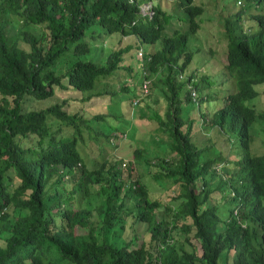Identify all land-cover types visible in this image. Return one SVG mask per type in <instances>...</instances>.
<instances>
[{"label": "trees", "instance_id": "16d2710c", "mask_svg": "<svg viewBox=\"0 0 264 264\" xmlns=\"http://www.w3.org/2000/svg\"><path fill=\"white\" fill-rule=\"evenodd\" d=\"M169 1L0 0V264H264V139L251 132L264 112L250 103L264 95V0H213L221 3L225 60L222 72L199 77L183 71L203 6ZM123 36L131 40L115 46ZM106 39L112 44L95 60L92 46ZM119 69L134 84L120 81L122 92L106 102L109 113L67 111L65 97L28 106L32 98L57 96L56 86L86 90ZM225 78L233 88L220 92ZM150 92L163 109L145 103ZM124 97L131 108L144 102L133 115L155 129L142 147L130 145L131 156L88 166L81 125L99 122L100 133L112 137L101 123L117 120L114 108ZM194 108L202 144L193 138ZM208 135L212 152L200 157ZM135 164L158 187L172 185L176 201L161 211L147 183L129 177ZM126 226L131 230L116 243Z\"/></svg>", "mask_w": 264, "mask_h": 264}, {"label": "rangeland", "instance_id": "374dc122", "mask_svg": "<svg viewBox=\"0 0 264 264\" xmlns=\"http://www.w3.org/2000/svg\"><path fill=\"white\" fill-rule=\"evenodd\" d=\"M227 2L231 0H226ZM173 4L174 0H170L169 4ZM197 4H201L203 6V11L201 17L203 18L200 22L199 27L196 29L194 34H190L188 36V44L193 49L191 60L186 65V68L183 71V75L190 70H195L196 77H199L202 73H220L223 70V64L222 62L225 60L224 58V49H225V39L222 37V33L220 29L222 28V22L218 19L220 17V2L216 3L213 0H194ZM168 4V3H167ZM149 2H144L141 4V10L147 11ZM177 18V17H174ZM180 22L178 25L180 26V23H185L183 18V13L181 15ZM199 18V17H198ZM174 22V21H173ZM251 23L250 20L246 19L242 26L244 28H248L247 26ZM96 40L100 41V38L97 37ZM131 37L129 36H123L115 44H122L126 43L127 41H130ZM113 41H116L115 39ZM112 44L111 41H108L106 39L105 46L102 44L101 46H92L90 54H92V57L98 61L103 60V56L106 53V46H110ZM139 46L143 48V50H148L150 48V45L147 43H139ZM101 48V49H99ZM98 52V55L96 56L94 53ZM89 54V55H90ZM102 56H101V55ZM100 56V57H99ZM201 73V74H200ZM123 70L119 69L116 71V74L104 78L101 80V82L95 83V85L92 88L86 89V90H77L72 87L67 88H60L55 87V93L57 96H49L44 99H34L30 101V104L28 106L32 108H40L48 105L51 102L60 101L62 97L66 98V101L63 104V108L67 111H75L80 115L84 111L85 114L88 116L93 113H109L110 112V105L106 102H109L111 98H114L115 95L120 94L122 91L120 90V81L124 79L125 77V83H131L134 84V79H131L127 75L123 77ZM226 74V72L224 73ZM221 77H218V80H220ZM64 84L66 83V78L63 77L61 80ZM218 83V82H217ZM225 86H222L220 83L217 84L219 91H223L225 88L227 91L232 90L233 85L229 78H225ZM108 91L106 93H101L98 95L92 96L89 100L83 99L80 100L82 95H86L92 91ZM114 91V92H112ZM183 88L179 90V97H182L183 95ZM130 95V93H127ZM157 94H153L152 92L149 93V97H146V104L152 106H160L161 109H163L164 101L161 98H158L156 101L153 100V97L155 98ZM106 103V104H105ZM111 103V102H110ZM144 103V102H143ZM143 103H140L138 105H135L134 108H131V105L129 103L128 98L124 97L122 100L118 103V105L115 106L114 110L119 111V117H117V120L113 119L112 116H108L105 119H103L102 123L105 125V127L108 129H113L110 131L112 133V137H106L100 133V129L102 128L101 125H99V122H93L91 129H86L81 125V136H82V143L80 145V150L84 154V157L87 161L88 166H92V160L100 161L103 158L109 157L110 155H114L116 157H120L123 154L125 155H132L130 153L131 151V144H135L137 147H142L143 140H148L149 133L152 134V131L155 129V123L148 121L146 119H139L137 120V117L133 114L137 113V111L140 110ZM219 103H221L219 101ZM250 103L256 108L257 111H263L264 112V95H260L259 97H254L253 99H250ZM199 105V104H198ZM215 105H218L215 104ZM211 107V103H206L204 106L202 105V109H205V111H208V109ZM200 108V107H199ZM132 109V112H131ZM131 112V113H130ZM199 111L194 108L192 110V127L195 131L193 133V138L198 143H201L203 141L206 142V136L204 134V129L199 128ZM89 118V117H87ZM68 128V127H67ZM117 129V130H116ZM119 130H124V133H118ZM68 131V130H67ZM66 131H64L65 133ZM94 132H97L95 135ZM251 132H254L255 134H252L256 137L257 141L259 139H264V121H254ZM126 134V136H125ZM231 134V132L229 133ZM140 139V140H136ZM207 139L210 141V144L207 148L202 150L200 153V157H204L209 155L212 150L211 148L214 146L211 145L212 139L210 136H207ZM264 145V142L262 143ZM211 145V146H210ZM235 146V144H234ZM258 148L260 151L262 150V145L259 144ZM239 149V148H238ZM237 150V149H234ZM231 154V157L234 156ZM126 158V157H125ZM127 159V158H126ZM121 167V177L127 179V173L128 170L126 169L125 165L120 166ZM216 170H221L219 168V164L215 165ZM145 172V171H144ZM143 172V166L142 164H135L133 171L130 172L129 177L131 179H134L135 177L141 178V181H145L147 183V186L149 187L150 193L149 195L151 197H157L160 200L159 208L161 211H163L165 203H174L176 200L171 199L170 197L174 193V187L172 185L167 186V184H162L161 187H158V185L153 181L151 178L147 177L146 174ZM217 199H211V201L216 202ZM162 201V202H161ZM179 223V222H178ZM135 230L137 232H140L143 229V226L136 225ZM131 229L129 227H125L124 230L119 233L115 239L116 243H122L123 237H125L128 232ZM133 231V230H132ZM177 234H175L176 237ZM192 242L195 244V247H198V242L192 238ZM178 243L180 241L178 240ZM118 244V245H119ZM184 244V243H183ZM186 246L189 247V245L186 243Z\"/></svg>", "mask_w": 264, "mask_h": 264}, {"label": "built area", "instance_id": "2783aa9c", "mask_svg": "<svg viewBox=\"0 0 264 264\" xmlns=\"http://www.w3.org/2000/svg\"><path fill=\"white\" fill-rule=\"evenodd\" d=\"M138 53L140 54V51H138ZM142 88H143V91L146 90V80L143 81Z\"/></svg>", "mask_w": 264, "mask_h": 264}]
</instances>
